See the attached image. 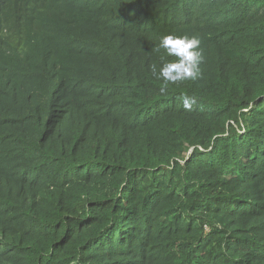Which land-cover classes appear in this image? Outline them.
<instances>
[{"label":"trees","instance_id":"16d2710c","mask_svg":"<svg viewBox=\"0 0 264 264\" xmlns=\"http://www.w3.org/2000/svg\"><path fill=\"white\" fill-rule=\"evenodd\" d=\"M0 264H264V0H0Z\"/></svg>","mask_w":264,"mask_h":264},{"label":"clouds","instance_id":"9594fccd","mask_svg":"<svg viewBox=\"0 0 264 264\" xmlns=\"http://www.w3.org/2000/svg\"><path fill=\"white\" fill-rule=\"evenodd\" d=\"M200 39L197 36H175L164 35L160 38L159 47L164 49L168 56L176 57V60L165 62L161 57L162 66L159 71L152 67V74L161 79L165 86L168 83L175 84L185 80H196L201 76L200 65L203 60L200 49ZM162 91L164 89H161ZM182 105L185 109L197 102L195 97L184 95L181 97Z\"/></svg>","mask_w":264,"mask_h":264}]
</instances>
